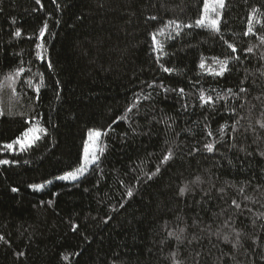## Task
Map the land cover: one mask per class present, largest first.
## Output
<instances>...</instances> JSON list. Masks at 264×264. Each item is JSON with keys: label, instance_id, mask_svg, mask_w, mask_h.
Listing matches in <instances>:
<instances>
[{"label": "trees", "instance_id": "1", "mask_svg": "<svg viewBox=\"0 0 264 264\" xmlns=\"http://www.w3.org/2000/svg\"><path fill=\"white\" fill-rule=\"evenodd\" d=\"M202 6L0 0V264H264V0Z\"/></svg>", "mask_w": 264, "mask_h": 264}, {"label": "snow or ice", "instance_id": "2", "mask_svg": "<svg viewBox=\"0 0 264 264\" xmlns=\"http://www.w3.org/2000/svg\"><path fill=\"white\" fill-rule=\"evenodd\" d=\"M40 0H37V3H39ZM225 6V0H203V6H202V14L199 16V18L195 21V26L196 27H201V28H208L214 32H219V21H220V12L218 11L219 9H223ZM257 10H253V13L249 15V25H248V30L247 32L244 33V35H249L250 33L253 32V28H252V21L254 19V15L255 12ZM214 14V15H213ZM152 19H155V17H152ZM169 25H175L176 29H179L181 27L180 24L176 23L175 21H170ZM167 27V26H166ZM185 27H192V25H185ZM47 29V24L44 25V27L40 30L39 32V37L43 38L45 35V31ZM159 34H163V30H161V32ZM179 34V33H177ZM16 36H20L21 33L19 31H17L15 33ZM261 42L264 43V37H261ZM152 45H153V49L154 50H159V42L157 40V35L153 34L152 36ZM228 48H230L232 50V52H236L237 49L232 45V44H228L227 45ZM37 48L38 49H43V44L42 43H38L37 44ZM249 53L252 51L251 48H249L247 50ZM38 56H40V58H42V56L38 53ZM238 59V57H236ZM264 58V57H262ZM216 63L219 64V70L218 71H214L211 74L214 75H222L226 70H227V60H223V61H216ZM200 67L203 69L205 67V64L203 61H201ZM23 68L18 69L15 73L14 76L15 77H19L21 75V73L23 72ZM163 71L165 72H170L171 69L168 68H164ZM6 79L8 80H13V76L10 75L8 77H6ZM29 85L31 86V82H29ZM34 90L36 91V93L38 94L40 91V85L35 86ZM182 91V90H181ZM241 92H244L245 89L241 88L240 89ZM205 98L203 96H201V100H204ZM206 102H211L210 99ZM262 128H264V124L260 125ZM223 131V129H221V132ZM38 132V129L36 128H29L28 130H26L24 133H22L21 137H18L13 143L11 144H6L4 145L5 148L7 149H12L14 144L15 145H20V147L23 149L25 144H30L33 140L37 139L38 136L37 135H33L34 133ZM101 136V133L98 131H90L89 132V137L90 139H98ZM207 150L209 152H211L213 150V147L211 144L206 145ZM89 156H90V149L88 147V145H85V156H84V164L81 165L80 168L77 169L78 173H82L85 169V167L87 166V164L89 163ZM165 160L168 159L167 156L164 157ZM9 163L7 160H0V164H7ZM69 177L75 179L76 178V173H69L68 176L65 177H58V179H68ZM13 192L16 191L15 188L12 189ZM185 191V189H181L180 192L181 194H183ZM129 195H131V193H129ZM237 207H239V205H237Z\"/></svg>", "mask_w": 264, "mask_h": 264}, {"label": "rangeland", "instance_id": "3", "mask_svg": "<svg viewBox=\"0 0 264 264\" xmlns=\"http://www.w3.org/2000/svg\"><path fill=\"white\" fill-rule=\"evenodd\" d=\"M33 135H37V136H38V135H39V130H38V132L34 133ZM99 140H100V137H99L98 139H95V138L90 139V137H89V135H88L85 145L87 144L88 147H89V149H90L89 163L87 164V166L85 167V169H84V171H83L82 173H78L77 170L73 172V173H76V178H75V179L69 177L68 179H59L60 181H64V182L75 181V180H77V178H79L83 173H85V172L87 171V169H88V168H89V167L95 162V160H96L97 152H98V150H99ZM33 141H34V140H33ZM33 141H32V142H33ZM32 142H31V143H32ZM31 143H30V144H25L24 148L27 147V146H29V145H31ZM14 148L22 149V148L20 147V145H15V144H14V146H13L12 149H14ZM84 156H85V147H84V151H83V160H82V164H84ZM65 176H68V174H66V175H64V176H62V177H65ZM42 188H43V186H41V185H40V186H35V187H33V189H36V190H41Z\"/></svg>", "mask_w": 264, "mask_h": 264}]
</instances>
